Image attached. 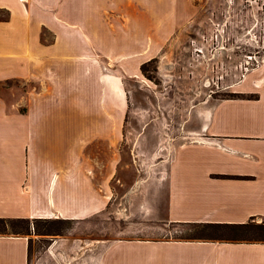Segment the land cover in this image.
Listing matches in <instances>:
<instances>
[{"label":"crops","instance_id":"1","mask_svg":"<svg viewBox=\"0 0 264 264\" xmlns=\"http://www.w3.org/2000/svg\"><path fill=\"white\" fill-rule=\"evenodd\" d=\"M183 1L0 0L8 17L0 20V78L36 79L51 93L45 106L77 102L83 110L102 101L106 84L123 114V81L99 72L100 64L136 76L148 60L142 57L147 36L159 43L171 34L187 10ZM236 93L198 113L195 138L174 156L169 221L264 217V71L250 74ZM36 153L0 148V217L80 220L98 211L86 166L74 159L59 165ZM28 257L24 236L0 234V264H28ZM99 264H264V242L124 239Z\"/></svg>","mask_w":264,"mask_h":264},{"label":"rangeland","instance_id":"2","mask_svg":"<svg viewBox=\"0 0 264 264\" xmlns=\"http://www.w3.org/2000/svg\"><path fill=\"white\" fill-rule=\"evenodd\" d=\"M183 2L187 10L171 34L159 43L146 34L148 60L136 76L100 64L99 72L123 81V114L106 84L102 101L83 110L77 102L45 106L51 93L36 79L0 78V148L37 150L59 165L80 161L100 204L80 220L33 221L29 234L8 228L3 234L27 239L28 264H99L124 239L217 237L197 224L169 221L168 175L178 149L195 138L198 113L264 71V0Z\"/></svg>","mask_w":264,"mask_h":264},{"label":"trees","instance_id":"3","mask_svg":"<svg viewBox=\"0 0 264 264\" xmlns=\"http://www.w3.org/2000/svg\"><path fill=\"white\" fill-rule=\"evenodd\" d=\"M4 10L0 9V13ZM8 17L6 13L0 17V20H6ZM237 93L232 96H236ZM37 220L47 221L49 219L34 218L29 219L25 217L7 218L0 217V233H8V228L13 234H29L31 222ZM48 222V221H47ZM203 228L202 232L213 231L216 236L211 237H199L203 239H216L221 241H234V242H264V220L256 222L254 219H250L243 223H193Z\"/></svg>","mask_w":264,"mask_h":264}]
</instances>
